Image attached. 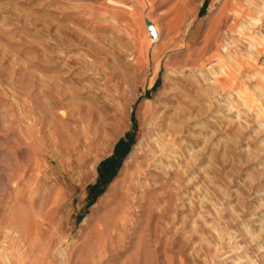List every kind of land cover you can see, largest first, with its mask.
<instances>
[{"label": "rangeland", "instance_id": "obj_1", "mask_svg": "<svg viewBox=\"0 0 264 264\" xmlns=\"http://www.w3.org/2000/svg\"><path fill=\"white\" fill-rule=\"evenodd\" d=\"M0 264H264V0H0Z\"/></svg>", "mask_w": 264, "mask_h": 264}, {"label": "trees", "instance_id": "obj_2", "mask_svg": "<svg viewBox=\"0 0 264 264\" xmlns=\"http://www.w3.org/2000/svg\"><path fill=\"white\" fill-rule=\"evenodd\" d=\"M128 141L125 138L119 140L116 145V151L109 158H106L100 162L99 170V182L105 183L115 173L122 157L126 154L128 149Z\"/></svg>", "mask_w": 264, "mask_h": 264}, {"label": "bare ground", "instance_id": "obj_3", "mask_svg": "<svg viewBox=\"0 0 264 264\" xmlns=\"http://www.w3.org/2000/svg\"><path fill=\"white\" fill-rule=\"evenodd\" d=\"M237 5L239 6V8H242V4H240V2L236 1ZM158 33V31H156ZM150 38V37H149ZM153 38V37H152ZM155 39V38H154ZM157 41H160L161 40V37H160V34H158V37L156 38ZM161 43V42H160ZM235 77V73H231L230 76H223V78L219 79V78H216L215 79V82H217L218 84H220L223 88L226 87L228 85V83L231 82V80H233ZM179 91V90H178ZM146 111H149L151 112L152 111V105H149L147 107V110ZM180 115V114H179ZM182 117V116H181ZM95 129V128H94Z\"/></svg>", "mask_w": 264, "mask_h": 264}, {"label": "water", "instance_id": "obj_4", "mask_svg": "<svg viewBox=\"0 0 264 264\" xmlns=\"http://www.w3.org/2000/svg\"><path fill=\"white\" fill-rule=\"evenodd\" d=\"M146 26H147V29H148L151 37L157 38L158 37V33L156 32V29H155L154 25L151 22L146 21Z\"/></svg>", "mask_w": 264, "mask_h": 264}]
</instances>
